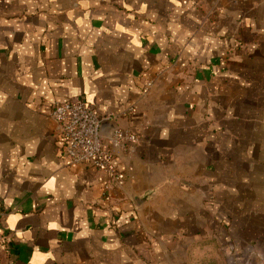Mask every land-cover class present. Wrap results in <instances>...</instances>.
<instances>
[{"label": "crops", "instance_id": "obj_1", "mask_svg": "<svg viewBox=\"0 0 264 264\" xmlns=\"http://www.w3.org/2000/svg\"><path fill=\"white\" fill-rule=\"evenodd\" d=\"M76 97L137 134L119 182L64 156ZM0 260L264 264V0H0Z\"/></svg>", "mask_w": 264, "mask_h": 264}, {"label": "built area", "instance_id": "obj_2", "mask_svg": "<svg viewBox=\"0 0 264 264\" xmlns=\"http://www.w3.org/2000/svg\"><path fill=\"white\" fill-rule=\"evenodd\" d=\"M49 115L56 122L63 154L71 164L91 167L114 182L122 179L115 164L116 151L126 147L131 149L137 141L134 131L117 127L109 136H102L101 122L114 115L99 114L81 97L55 104Z\"/></svg>", "mask_w": 264, "mask_h": 264}, {"label": "water", "instance_id": "obj_3", "mask_svg": "<svg viewBox=\"0 0 264 264\" xmlns=\"http://www.w3.org/2000/svg\"><path fill=\"white\" fill-rule=\"evenodd\" d=\"M117 126L115 123H107L102 121L100 126V134L102 136H109L112 132V130L116 129Z\"/></svg>", "mask_w": 264, "mask_h": 264}]
</instances>
